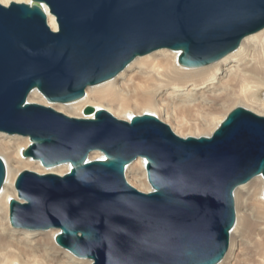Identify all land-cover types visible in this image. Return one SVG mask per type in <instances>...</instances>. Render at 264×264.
Segmentation results:
<instances>
[{
    "label": "water",
    "instance_id": "1",
    "mask_svg": "<svg viewBox=\"0 0 264 264\" xmlns=\"http://www.w3.org/2000/svg\"><path fill=\"white\" fill-rule=\"evenodd\" d=\"M45 8L57 30L46 22ZM264 28V0H31L0 3V132L28 136L23 157L68 172L21 170L11 226L58 229L57 245L91 264H217L235 223L234 189L264 181V116L232 109L210 136L180 137L155 115L125 121L86 105L71 117L26 100L82 98L136 56L167 48L198 67ZM100 152L103 156L89 159ZM147 161L151 191L125 169ZM6 169L0 157V191Z\"/></svg>",
    "mask_w": 264,
    "mask_h": 264
},
{
    "label": "bare ground",
    "instance_id": "2",
    "mask_svg": "<svg viewBox=\"0 0 264 264\" xmlns=\"http://www.w3.org/2000/svg\"><path fill=\"white\" fill-rule=\"evenodd\" d=\"M29 0H0L3 5ZM46 22L57 30L54 15L47 8ZM179 52L167 48L136 56L114 78L85 88L75 101L48 102L36 89L26 100L50 106L71 117L92 118L84 114L86 105L105 109L114 117L130 121L149 113L155 115L180 137L210 136L237 106L264 116V28L242 38L237 48L220 59L198 67L178 63ZM28 136L0 132V157L6 169L0 191V264H91L54 241L58 229L30 230L11 226L8 200L18 199L14 187L16 175L27 169L37 173L62 175L69 163L52 167L23 157ZM93 151L89 159L102 157ZM147 161L137 157L125 169L127 182L145 193L151 191L146 174ZM235 223L229 244L217 264H264V181L255 176L238 185L233 192Z\"/></svg>",
    "mask_w": 264,
    "mask_h": 264
},
{
    "label": "snow or ice",
    "instance_id": "3",
    "mask_svg": "<svg viewBox=\"0 0 264 264\" xmlns=\"http://www.w3.org/2000/svg\"><path fill=\"white\" fill-rule=\"evenodd\" d=\"M29 3H31V0H29Z\"/></svg>",
    "mask_w": 264,
    "mask_h": 264
},
{
    "label": "rangeland",
    "instance_id": "4",
    "mask_svg": "<svg viewBox=\"0 0 264 264\" xmlns=\"http://www.w3.org/2000/svg\"><path fill=\"white\" fill-rule=\"evenodd\" d=\"M149 183V182H148Z\"/></svg>",
    "mask_w": 264,
    "mask_h": 264
}]
</instances>
